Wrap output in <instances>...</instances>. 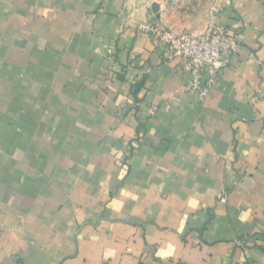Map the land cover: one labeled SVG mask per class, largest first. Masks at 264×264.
Instances as JSON below:
<instances>
[{
    "label": "crops",
    "instance_id": "obj_1",
    "mask_svg": "<svg viewBox=\"0 0 264 264\" xmlns=\"http://www.w3.org/2000/svg\"><path fill=\"white\" fill-rule=\"evenodd\" d=\"M151 6L0 0V264H264V0L204 98Z\"/></svg>",
    "mask_w": 264,
    "mask_h": 264
},
{
    "label": "built area",
    "instance_id": "obj_2",
    "mask_svg": "<svg viewBox=\"0 0 264 264\" xmlns=\"http://www.w3.org/2000/svg\"><path fill=\"white\" fill-rule=\"evenodd\" d=\"M151 35L162 47L165 61L180 59L184 71L191 74L188 90L204 98L216 78L227 68L228 58L238 48L236 38L224 27L212 24L198 34H176L160 26L151 27Z\"/></svg>",
    "mask_w": 264,
    "mask_h": 264
},
{
    "label": "rangeland",
    "instance_id": "obj_3",
    "mask_svg": "<svg viewBox=\"0 0 264 264\" xmlns=\"http://www.w3.org/2000/svg\"><path fill=\"white\" fill-rule=\"evenodd\" d=\"M155 9L152 27L160 26L178 34L203 32L233 0H148ZM153 11V10H152Z\"/></svg>",
    "mask_w": 264,
    "mask_h": 264
},
{
    "label": "water",
    "instance_id": "obj_4",
    "mask_svg": "<svg viewBox=\"0 0 264 264\" xmlns=\"http://www.w3.org/2000/svg\"><path fill=\"white\" fill-rule=\"evenodd\" d=\"M155 9H156V8L153 6V7H152L153 13H155Z\"/></svg>",
    "mask_w": 264,
    "mask_h": 264
}]
</instances>
